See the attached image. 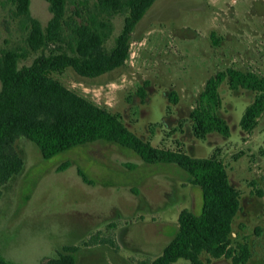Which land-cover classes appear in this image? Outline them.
Instances as JSON below:
<instances>
[{"label":"rangeland","instance_id":"rangeland-1","mask_svg":"<svg viewBox=\"0 0 264 264\" xmlns=\"http://www.w3.org/2000/svg\"><path fill=\"white\" fill-rule=\"evenodd\" d=\"M96 1L67 0L66 17H88ZM14 10L11 0H0V56L6 49L28 51L21 65H30L41 50H30L27 18ZM126 15L111 17L108 50ZM30 17L47 28L49 3L31 0ZM69 36L65 28L64 41ZM230 68L264 77V0H156L136 25L123 66L94 78L72 68L52 76L119 115L154 146L221 159L241 195L232 245L248 244L246 264H264V113L251 132L240 127L254 93L221 85L220 114L230 124L229 138H197L192 129L191 113L206 82ZM14 147L24 165L1 187L0 197V254L12 264H47L64 246L78 249L77 264H150L171 240L180 212L202 209L201 190L179 167L147 164L115 143L96 141L49 161L25 136Z\"/></svg>","mask_w":264,"mask_h":264},{"label":"trees","instance_id":"trees-1","mask_svg":"<svg viewBox=\"0 0 264 264\" xmlns=\"http://www.w3.org/2000/svg\"><path fill=\"white\" fill-rule=\"evenodd\" d=\"M46 1L52 18L44 28L39 20L30 17L31 0H11L16 15L27 18L30 50H41V54L30 65H21L28 51L6 49L0 56V197L1 187L24 165L14 147L20 136L34 142L45 161L96 141L115 143L134 151L147 164L176 165L201 190V211L185 208L180 212L171 240L150 264H175L180 259L191 264H207L213 259L246 264L251 257L248 244L234 246L231 242L241 195L221 159L154 146L129 129L119 115L52 76L72 68L83 77L94 78L123 66L129 56L132 33L156 0H97L94 12L80 21L66 17L67 0ZM118 13L127 15L115 45L108 50L105 43L113 30L111 17ZM65 28L70 30L67 41ZM59 40L63 44L52 48ZM224 82L232 91L254 93L240 121L242 130L251 132L264 113V77L232 68L220 71L208 79L191 113L195 137L206 138L214 133L224 138L231 136L230 124L220 114V87ZM79 172L91 183L82 170ZM77 254L76 247L64 246L58 257L47 264H77ZM204 255L208 256L207 262ZM0 264L12 263L0 254Z\"/></svg>","mask_w":264,"mask_h":264}]
</instances>
